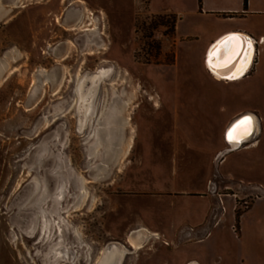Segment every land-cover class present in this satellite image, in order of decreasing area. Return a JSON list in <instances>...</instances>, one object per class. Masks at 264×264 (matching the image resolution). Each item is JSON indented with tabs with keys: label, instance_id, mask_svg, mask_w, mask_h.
<instances>
[{
	"label": "rangeland",
	"instance_id": "rangeland-1",
	"mask_svg": "<svg viewBox=\"0 0 264 264\" xmlns=\"http://www.w3.org/2000/svg\"><path fill=\"white\" fill-rule=\"evenodd\" d=\"M149 1L0 0V264H97L115 243L120 264H226L201 246L264 196L246 184L264 181V131L217 156L239 112L264 125V44L248 78L216 80L198 26L214 22L181 10L176 29ZM142 227L158 237L135 249Z\"/></svg>",
	"mask_w": 264,
	"mask_h": 264
},
{
	"label": "crops",
	"instance_id": "crops-1",
	"mask_svg": "<svg viewBox=\"0 0 264 264\" xmlns=\"http://www.w3.org/2000/svg\"><path fill=\"white\" fill-rule=\"evenodd\" d=\"M166 1V5L160 12L169 11L180 14L178 15L176 29L183 18V12L181 10L187 11L190 16L197 18L201 22H214V24L211 23V27L209 26L210 29L207 25L201 26V24H198V26L203 29L204 33H206V43L202 50V64L205 70L214 79L221 80L225 83L242 82L255 71L258 56L262 51L261 45L264 44V0H246V2H244V0ZM177 1H185L186 5L184 7L178 6ZM150 4L151 0L149 1V7ZM229 34H235L240 37L241 47L238 49V54L235 56L233 62L223 67L220 65H224L228 50L222 49V46L214 49V43ZM247 35L251 37V39ZM180 36H194L196 37L195 39H199L200 35L199 32H194L185 33ZM260 37H263L262 41H259ZM245 40L248 42V45L244 54H242ZM249 42L252 49V43H256V52L252 64V50L250 51ZM214 51L217 53V57L215 56V58L212 56ZM244 73L246 74L243 75ZM229 75L236 77L230 80L223 77ZM241 75L243 76L238 78V76ZM245 115L254 117L256 124L254 133L246 142L240 145H233L231 148V145L227 141V132L237 118ZM226 124L221 134L224 147L219 155H217L221 160L224 159L223 161H225L227 155L231 152H238L251 148L257 149L260 146V135L264 131V125L260 123L259 117L253 111H241ZM250 179L252 180H246V184L264 187L263 180ZM244 181V179H241L240 184L245 183ZM232 208L234 211L232 222L230 223L232 234H218L213 240H208V237L205 238L201 246L203 249L202 255L206 256L210 248L208 245L211 244L213 252L216 253L220 260L224 259L226 264H262L261 257L264 255V196L254 198L251 204L242 210L238 216H236L233 205ZM234 227H236V229ZM147 231L150 236L158 237V233ZM185 264L204 263L196 258L190 259V261Z\"/></svg>",
	"mask_w": 264,
	"mask_h": 264
},
{
	"label": "bare ground",
	"instance_id": "bare-ground-1",
	"mask_svg": "<svg viewBox=\"0 0 264 264\" xmlns=\"http://www.w3.org/2000/svg\"><path fill=\"white\" fill-rule=\"evenodd\" d=\"M228 36H230V34L226 35L223 38H221L220 40L216 41L214 43L215 44L214 45V49L220 47L221 46V41H223L224 38H226ZM248 40H250V39H248ZM247 45H248V42L245 40V46L243 48L242 54H244V52H245V50L247 48ZM249 47H250V51L252 50L251 54H252V58H253V49L254 48L252 49L251 45ZM216 57H217V55H216ZM234 58H235V56L232 58L231 62H229L228 64H231L233 62ZM223 67H225V66H223ZM103 73H106V71L105 70L104 71H100L96 75L89 77L88 80H90V84L91 83L97 84V81L100 79V77H101V75ZM246 73H244L243 75H245ZM243 75L238 76V78L242 77ZM229 76H223V77L228 79V80H230L231 78L236 77V76H232V75H229ZM238 78H235V79H238ZM94 89L95 88H93V91H94ZM88 90H89V88L88 89L85 88V79L80 80L79 83H78V86H77V93H78V106H77V108H78V113L80 114V122L81 123L86 121V117H87L88 113L90 112V108H91L90 100L88 98V96L90 94H89ZM91 91H92V89H91ZM93 91H92V95H93ZM244 117H251V127H250V129L248 131V134L243 136V138H239V139H235V140H231L230 141L228 139V136H227V141L231 145V148L233 147V145H240L241 143L246 142L252 136V134L254 133V130H255V127H256V124H255V121H254V117H252L250 115H245L242 118H244ZM242 118H240V117L237 118L233 122V124L231 125L230 129H232L233 126L238 121H240ZM230 129L228 130L227 134L229 133ZM135 233H136V235H131L130 236V240L129 241L131 242L132 247H134L135 249H140L144 245V241L149 237V233H148V231L145 228H138ZM125 252H126V248L125 247H122V246L119 247L118 244L115 243V244H113V249L111 248V250L109 252L105 251L103 253V255L98 260L97 264H113V263L114 264H120Z\"/></svg>",
	"mask_w": 264,
	"mask_h": 264
},
{
	"label": "snow or ice",
	"instance_id": "snow-or-ice-1",
	"mask_svg": "<svg viewBox=\"0 0 264 264\" xmlns=\"http://www.w3.org/2000/svg\"><path fill=\"white\" fill-rule=\"evenodd\" d=\"M222 49L228 50V55L225 60L224 65L220 66H227L229 62H231L232 58L238 54V49L240 48V37L238 35H230L226 38H224L223 41H221ZM250 46V42H249ZM217 53L214 51L212 53L213 58ZM251 127V117H244L240 121H238L232 129H230L228 133V139L235 140L239 138H243V136L248 134V131Z\"/></svg>",
	"mask_w": 264,
	"mask_h": 264
},
{
	"label": "built area",
	"instance_id": "built-area-1",
	"mask_svg": "<svg viewBox=\"0 0 264 264\" xmlns=\"http://www.w3.org/2000/svg\"><path fill=\"white\" fill-rule=\"evenodd\" d=\"M262 41L263 40V37H260L259 38V41ZM251 188L253 189V190H257V191H259V192H262L263 190H264V187H260V186H256V185H251ZM264 192V191H263ZM254 196L255 197H259V195L257 194V193H255L254 194ZM261 196V195H260ZM221 199V198H220ZM219 205H220V209L221 210H223L224 209V205L222 204V200L219 202ZM216 219L217 218H215V221L214 222H216ZM205 234H207V232L205 233Z\"/></svg>",
	"mask_w": 264,
	"mask_h": 264
},
{
	"label": "water",
	"instance_id": "water-1",
	"mask_svg": "<svg viewBox=\"0 0 264 264\" xmlns=\"http://www.w3.org/2000/svg\"><path fill=\"white\" fill-rule=\"evenodd\" d=\"M248 36V35H247ZM249 37V36H248ZM250 39H251V37H249ZM252 45H253V58H252V61H251V64H252V62L254 61V56H255V52H256V43H252ZM243 116H241L240 118H242Z\"/></svg>",
	"mask_w": 264,
	"mask_h": 264
},
{
	"label": "trees",
	"instance_id": "trees-1",
	"mask_svg": "<svg viewBox=\"0 0 264 264\" xmlns=\"http://www.w3.org/2000/svg\"><path fill=\"white\" fill-rule=\"evenodd\" d=\"M244 2H246V0H244ZM174 22H175V15H172V23H173V26H174ZM239 214H240V212L236 211V216H238Z\"/></svg>",
	"mask_w": 264,
	"mask_h": 264
},
{
	"label": "flooded vegetation",
	"instance_id": "flooded-vegetation-1",
	"mask_svg": "<svg viewBox=\"0 0 264 264\" xmlns=\"http://www.w3.org/2000/svg\"><path fill=\"white\" fill-rule=\"evenodd\" d=\"M78 106V105H77Z\"/></svg>",
	"mask_w": 264,
	"mask_h": 264
}]
</instances>
